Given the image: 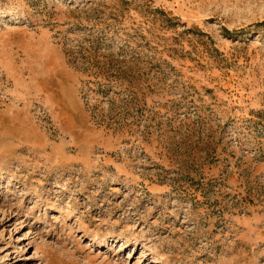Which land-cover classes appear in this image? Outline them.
Instances as JSON below:
<instances>
[{"label": "rangeland", "instance_id": "1", "mask_svg": "<svg viewBox=\"0 0 264 264\" xmlns=\"http://www.w3.org/2000/svg\"><path fill=\"white\" fill-rule=\"evenodd\" d=\"M0 264H264V0H0Z\"/></svg>", "mask_w": 264, "mask_h": 264}]
</instances>
